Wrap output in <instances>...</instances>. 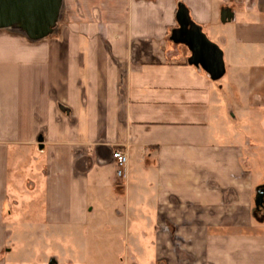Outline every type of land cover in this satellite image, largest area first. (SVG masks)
I'll return each mask as SVG.
<instances>
[{"label":"crops","instance_id":"0c3cea01","mask_svg":"<svg viewBox=\"0 0 264 264\" xmlns=\"http://www.w3.org/2000/svg\"><path fill=\"white\" fill-rule=\"evenodd\" d=\"M102 199L130 264H264V0H62L44 40L0 31V264H97Z\"/></svg>","mask_w":264,"mask_h":264},{"label":"water","instance_id":"95a60500","mask_svg":"<svg viewBox=\"0 0 264 264\" xmlns=\"http://www.w3.org/2000/svg\"><path fill=\"white\" fill-rule=\"evenodd\" d=\"M62 0H0V30H22L32 41L42 40L53 33L60 17ZM183 43L193 52V60L213 78L225 72L222 53L201 29L189 21L187 13L179 16Z\"/></svg>","mask_w":264,"mask_h":264},{"label":"rangeland","instance_id":"374dc122","mask_svg":"<svg viewBox=\"0 0 264 264\" xmlns=\"http://www.w3.org/2000/svg\"><path fill=\"white\" fill-rule=\"evenodd\" d=\"M15 28H8V29H2L0 31H10L14 30ZM19 34H25L24 31L22 30H17ZM29 39V38H28ZM45 39V38H44ZM42 39V40H44ZM30 40V39H29ZM39 40V41H42ZM32 41V40H30ZM33 42V41H32ZM105 200L104 204H100L99 206V212L97 213L98 219L100 221V227L98 228V233L93 234L92 238L90 237L88 244H87V249L88 251H93L92 253L94 254L93 258V263L97 264H130V257L133 254V249H132V244L131 245H125L123 241L121 240L120 236L124 234V226H119L115 230L117 231L116 234H112L108 236L106 234V231L104 228H102L101 225L107 224V220H109L114 213L111 211H108L106 208V200L107 199H102ZM123 204L124 201L120 200L118 201V204ZM121 208L120 206H118ZM89 233V232H88ZM87 231H81L80 233L77 230H70L68 231V242H67V252L68 255H70L71 252L81 254L82 253V244L80 243L79 239L81 236L85 235L86 237ZM155 233L149 234V238H147V243L142 244L143 247H145V251L147 249V255L148 256H154L155 252V246L157 245L156 243V238H155ZM112 238V241H109L111 243H108L107 240ZM181 243H178L180 245ZM182 246H185L181 244ZM141 256L143 259V264L147 262L146 255L142 254Z\"/></svg>","mask_w":264,"mask_h":264},{"label":"built area","instance_id":"2783aa9c","mask_svg":"<svg viewBox=\"0 0 264 264\" xmlns=\"http://www.w3.org/2000/svg\"><path fill=\"white\" fill-rule=\"evenodd\" d=\"M113 160L116 164V175L118 178H126V171L129 162L128 152L124 149H115L113 151Z\"/></svg>","mask_w":264,"mask_h":264},{"label":"trees","instance_id":"16d2710c","mask_svg":"<svg viewBox=\"0 0 264 264\" xmlns=\"http://www.w3.org/2000/svg\"><path fill=\"white\" fill-rule=\"evenodd\" d=\"M27 37V36H26ZM28 38V37H27Z\"/></svg>","mask_w":264,"mask_h":264}]
</instances>
